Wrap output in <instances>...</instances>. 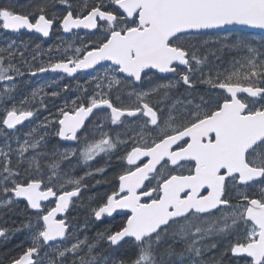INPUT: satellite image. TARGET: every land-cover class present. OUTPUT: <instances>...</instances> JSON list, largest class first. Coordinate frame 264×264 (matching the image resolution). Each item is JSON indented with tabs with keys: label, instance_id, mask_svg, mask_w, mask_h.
<instances>
[{
	"label": "snow or ice",
	"instance_id": "obj_1",
	"mask_svg": "<svg viewBox=\"0 0 264 264\" xmlns=\"http://www.w3.org/2000/svg\"><path fill=\"white\" fill-rule=\"evenodd\" d=\"M0 36V264H264V0H0Z\"/></svg>",
	"mask_w": 264,
	"mask_h": 264
},
{
	"label": "trees",
	"instance_id": "obj_2",
	"mask_svg": "<svg viewBox=\"0 0 264 264\" xmlns=\"http://www.w3.org/2000/svg\"><path fill=\"white\" fill-rule=\"evenodd\" d=\"M221 35H224V34H221ZM55 44H56V42H55ZM48 45H49V43H48ZM45 47L47 48L48 46H45ZM46 59H47V56H44V60H46ZM27 84L29 85L30 88L32 87V82L27 83ZM22 93H23V89H22ZM18 99H19V97H18ZM82 211H84V210L83 209H78L77 212H73L72 215L73 216H77V214L81 213ZM74 222L82 223L79 219H78V221H74ZM19 240H20V236H17V239L15 241L11 240L10 242H8L7 246H5L4 248H1V249H3V251H0V256H3L5 254L9 253L14 248L15 244L19 242Z\"/></svg>",
	"mask_w": 264,
	"mask_h": 264
},
{
	"label": "water",
	"instance_id": "obj_3",
	"mask_svg": "<svg viewBox=\"0 0 264 264\" xmlns=\"http://www.w3.org/2000/svg\"><path fill=\"white\" fill-rule=\"evenodd\" d=\"M244 31H249V32H258V33H261V32H260V30H248V29H246V30H244Z\"/></svg>",
	"mask_w": 264,
	"mask_h": 264
},
{
	"label": "flooded vegetation",
	"instance_id": "obj_4",
	"mask_svg": "<svg viewBox=\"0 0 264 264\" xmlns=\"http://www.w3.org/2000/svg\"><path fill=\"white\" fill-rule=\"evenodd\" d=\"M99 159V158H98Z\"/></svg>",
	"mask_w": 264,
	"mask_h": 264
}]
</instances>
